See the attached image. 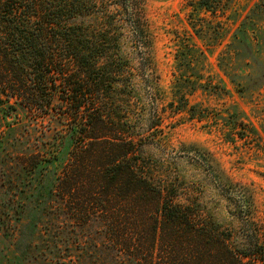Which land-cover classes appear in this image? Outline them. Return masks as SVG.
Wrapping results in <instances>:
<instances>
[{"label": "rangeland", "instance_id": "rangeland-1", "mask_svg": "<svg viewBox=\"0 0 264 264\" xmlns=\"http://www.w3.org/2000/svg\"><path fill=\"white\" fill-rule=\"evenodd\" d=\"M104 1L109 13L74 22L104 17L120 34L129 71L115 99L139 155L178 186L180 203L228 232L234 250L246 249L251 229L264 230V0H220L210 11L199 0ZM129 18L152 42L137 38ZM73 149L66 117L0 109V264L106 259L82 243L100 226L75 228L58 195Z\"/></svg>", "mask_w": 264, "mask_h": 264}, {"label": "trees", "instance_id": "trees-1", "mask_svg": "<svg viewBox=\"0 0 264 264\" xmlns=\"http://www.w3.org/2000/svg\"><path fill=\"white\" fill-rule=\"evenodd\" d=\"M104 3L0 0V109L19 105L69 121L74 149L57 191L75 228L100 226L82 242L96 260L108 253L92 264H264V230L252 228L248 247L234 250L230 234L180 203L178 186L156 178L139 155L128 114L118 110L123 100L115 99L129 71L120 34L104 17L94 25L74 22L109 13ZM217 3L198 6L210 11ZM126 21L137 38L152 42L142 22Z\"/></svg>", "mask_w": 264, "mask_h": 264}]
</instances>
